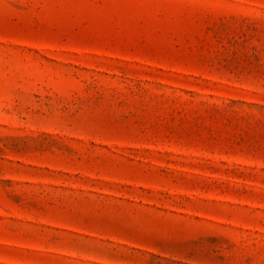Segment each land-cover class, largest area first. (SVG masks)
<instances>
[{
    "label": "rangeland",
    "instance_id": "rangeland-1",
    "mask_svg": "<svg viewBox=\"0 0 264 264\" xmlns=\"http://www.w3.org/2000/svg\"><path fill=\"white\" fill-rule=\"evenodd\" d=\"M0 264H264V0H0Z\"/></svg>",
    "mask_w": 264,
    "mask_h": 264
}]
</instances>
